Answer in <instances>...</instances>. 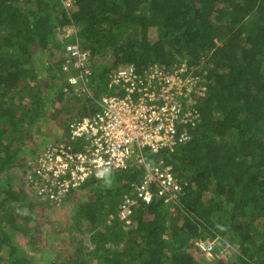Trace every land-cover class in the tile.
<instances>
[{
    "label": "trees",
    "instance_id": "1",
    "mask_svg": "<svg viewBox=\"0 0 264 264\" xmlns=\"http://www.w3.org/2000/svg\"><path fill=\"white\" fill-rule=\"evenodd\" d=\"M63 2L0 0V264H211L195 246L207 239L225 246V264H264V0ZM67 26L89 54L90 90L113 91L108 75L120 67L141 74L183 66L182 77L195 79L201 94L190 140L153 156L180 183L175 198L136 201L122 220L120 205L133 197L143 169L113 172L112 184L100 189L89 181L94 197L74 205L64 222L72 246L58 252L43 240L63 236L54 228L42 235L33 199L57 204L27 184L49 143L21 154L30 152L24 143L39 129L34 118L43 106L36 57L57 51L52 69L46 61L40 70L52 86L56 78L64 83L65 41L56 40L55 29ZM88 104L78 117L94 108Z\"/></svg>",
    "mask_w": 264,
    "mask_h": 264
},
{
    "label": "built area",
    "instance_id": "2",
    "mask_svg": "<svg viewBox=\"0 0 264 264\" xmlns=\"http://www.w3.org/2000/svg\"><path fill=\"white\" fill-rule=\"evenodd\" d=\"M71 1L64 0V6H70ZM70 38L74 40L63 43L61 70L65 80L61 89L77 93L87 87L91 66L76 32ZM183 72V66L172 73L155 67L140 74L132 65L112 70L108 87L113 91L90 97L94 108L70 120L66 136L44 148L38 168L27 175L31 192L58 205L89 181L142 168L144 175L133 184V197L123 198L120 219H129L136 201L150 203L164 198L168 202L175 198L180 183L171 167L153 156L190 140L188 127L198 120L192 105L201 91L194 89L195 79L182 77ZM195 246L205 255L214 252V243L208 239L196 241Z\"/></svg>",
    "mask_w": 264,
    "mask_h": 264
},
{
    "label": "rangeland",
    "instance_id": "3",
    "mask_svg": "<svg viewBox=\"0 0 264 264\" xmlns=\"http://www.w3.org/2000/svg\"><path fill=\"white\" fill-rule=\"evenodd\" d=\"M75 32L76 30L69 26L65 28H56L55 38L58 42L67 41L75 34ZM53 53L54 56H56V58L53 56V59L49 58L48 54H42L40 57H36V65H38L39 71L38 80L41 86L40 95L42 96L39 100L43 101V106L41 111H39L38 114H35L36 118H34V121H37L36 127L39 129L35 130V128L32 139L28 138L24 143V145L28 146V150L30 152L24 151L21 154L22 156L31 155V151H33L32 149H39L40 145L42 146L45 143L50 144L52 142L63 139V136H66L67 133L68 122L73 118L78 117V110L82 109V106L87 107L89 105L88 100H90V97L93 96L95 98H99L101 95L100 93H97V90L93 89L92 86V91L88 86L77 93L63 91L61 89V86H64V84L63 81L61 82L62 79L60 78H56V81L59 84L52 86L50 84V81H52V79L49 77L45 69L40 70V65L46 63V61L48 66H50V63H52L53 61L56 62L59 54L57 53V51H53ZM94 59L97 60L96 58ZM105 59L106 58H104V60ZM112 61L113 59H111L110 63ZM55 90H60L61 92H63V94L60 96L58 94H54L53 92ZM34 92L35 90L32 93ZM195 94H197V92H195ZM24 101L28 102V99H25ZM38 144L39 146H37ZM29 147L31 149H29ZM15 172H18V169H16ZM113 177L114 174L111 175L110 173L104 180H97L95 182L94 188H103L105 183L111 185L113 182ZM88 189L89 186L86 185L83 190H76L68 198H65L58 205H55L52 208L48 207L45 203H38L37 200L33 199L37 204V207L35 208L36 211L40 212L38 219L41 222L40 228L42 231V235L45 236L49 230L54 228L58 233H60L59 235L63 236V238L59 239L58 241H48L47 239L45 241L43 240V246L47 244V249H55L59 252L60 250H69V247L72 246V244H70L69 242L68 233L65 231L64 222L69 221L70 216L74 212L73 207L75 204H81L93 199L94 195L93 193L89 192ZM49 244H51L52 246H49ZM218 246L219 244L214 241V252L211 255L206 256L200 254V258L209 261L211 264H218L219 262L220 264L221 262L222 264H225L226 261L228 262V260H223V258H225V256L227 257V254L229 252L225 250V246L222 248ZM224 250L228 253L225 254L226 252ZM41 254L47 256V251L45 250V252H42Z\"/></svg>",
    "mask_w": 264,
    "mask_h": 264
},
{
    "label": "clouds",
    "instance_id": "4",
    "mask_svg": "<svg viewBox=\"0 0 264 264\" xmlns=\"http://www.w3.org/2000/svg\"><path fill=\"white\" fill-rule=\"evenodd\" d=\"M199 241H201V240H199ZM213 243H214V241H213ZM203 254V253H202ZM203 255H205V254H203ZM206 256V255H205Z\"/></svg>",
    "mask_w": 264,
    "mask_h": 264
}]
</instances>
